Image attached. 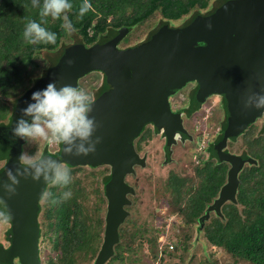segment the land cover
Listing matches in <instances>:
<instances>
[{
    "label": "trees",
    "instance_id": "obj_1",
    "mask_svg": "<svg viewBox=\"0 0 264 264\" xmlns=\"http://www.w3.org/2000/svg\"><path fill=\"white\" fill-rule=\"evenodd\" d=\"M229 1L232 0H90L92 8L83 19H79L77 14L82 0H72L69 17L76 31L68 34L61 28L60 19L48 16L41 21L39 8H33L31 0H0V125L10 123L21 96L45 75L56 55L65 50L79 44L94 46L123 27L127 30L123 40L122 37L119 39L118 47H137L160 27L169 28L170 21L177 23L176 27L184 26L215 12ZM30 19L41 21L46 28L56 32V43H27L23 39V30ZM99 77L100 73L95 76L85 74L78 79V87L89 92L91 99L103 91L96 90ZM258 118L236 139L228 140L234 153L251 156L252 161L244 162L238 171L239 184L234 197L224 199L215 210L210 211V206L228 182L232 165L227 160H216L213 148H210L213 158L195 163L187 156L186 161L190 165L171 164L168 173L159 176L160 179L144 172L147 183L152 185L156 182L150 197L160 205L163 215L178 214L181 218L175 232L178 238H172V244L160 241V235L166 233H160L164 230L154 227L150 217L140 216L138 200L145 192L138 182L132 183V177L141 170V165H132V170L124 177L129 190L125 194L127 201L123 208L128 213L119 224V241L115 243L114 253L106 264H155L165 253L187 261L197 250L202 252L201 261L204 264H216V251L212 246L231 255L233 263L241 259L250 264H264V121ZM151 124L145 123L140 134L133 138L138 154L147 151L149 172L153 169L151 164L166 166L170 159L168 150L172 146L177 149L175 139L170 141L165 133V142L155 134L156 128ZM55 148L40 139L29 140L24 142L22 153L43 157L57 153L59 144ZM179 159H182L180 155ZM64 166L71 170V184L60 186L49 182L44 193L51 195L45 197L43 194L39 202L41 264H44V251L40 246L42 240L47 239L51 246V251L46 254V264H87L88 261H95L104 240L108 209L105 186L111 166L108 163ZM69 188L71 198L61 199L62 192ZM88 190L94 192L95 204L106 200L104 215H100L102 205L95 207L93 212L86 208ZM152 209L151 217H154L155 207ZM160 222L165 223L164 220ZM194 224L197 234L193 231ZM136 238L139 240L137 245ZM143 241L149 244L148 251H141ZM16 264H20L18 260Z\"/></svg>",
    "mask_w": 264,
    "mask_h": 264
},
{
    "label": "water",
    "instance_id": "obj_2",
    "mask_svg": "<svg viewBox=\"0 0 264 264\" xmlns=\"http://www.w3.org/2000/svg\"><path fill=\"white\" fill-rule=\"evenodd\" d=\"M126 30L123 27L94 46L79 44L56 55L45 75L18 100L10 123L0 125V160H6L0 176L7 181V169L20 167L25 142L14 136L12 128L32 93L52 81H56L57 87L65 84L78 87V79L92 68L105 70L109 87L92 101L89 113L100 125L94 134L102 138L96 151L87 156H71L60 144L59 156H43L73 165L112 166L105 186L108 209L104 240L93 264H105L113 255L114 245L119 241V224L128 213L123 208L129 190L124 177L134 162H141L133 138L147 122L156 129L168 124L169 139L176 128L182 130L180 115L172 111L169 102L174 88L197 81L192 109L210 92L227 90L226 103L237 114L227 120L213 145L214 155L232 165L228 182L213 204L215 208L224 199L234 197L239 184L238 171L252 159L222 148L264 113V108L244 107L251 92L264 91V0H232L184 26L173 29L162 26L137 47L120 48L118 41ZM19 180L17 192L12 196L5 195L0 186V212L8 214L11 241L9 249L0 246V263L14 264L18 260L20 264H41L39 202L49 182L34 181L31 177Z\"/></svg>",
    "mask_w": 264,
    "mask_h": 264
},
{
    "label": "clouds",
    "instance_id": "obj_3",
    "mask_svg": "<svg viewBox=\"0 0 264 264\" xmlns=\"http://www.w3.org/2000/svg\"><path fill=\"white\" fill-rule=\"evenodd\" d=\"M31 5L39 8L41 21L51 16L62 20L61 28L68 34L76 31L69 17V11L73 8L72 0H31ZM91 8L90 0H82L78 18L83 19ZM41 21L28 20L23 30V39L29 44H55L57 33L46 28ZM208 27H212L210 22ZM97 96L91 99V94L83 88L71 84L57 87L56 81H52L44 89L32 93L30 102L21 109L22 115L16 120L12 132L15 137L25 141L43 139L48 144H59V147L62 144L65 153L71 156H87L96 151V145L102 139L94 136L100 125L94 116L89 115L92 101ZM244 107L264 108V91L251 92L244 100ZM19 165L15 170L7 169V181L0 176V186L7 196L16 194L21 177H31L34 181L43 180L60 186H67L72 182L71 170L50 157L23 152L19 157ZM44 195L48 197L51 194L46 192ZM71 196L69 188L62 192L60 198L66 200ZM0 217L7 220L8 214L0 212Z\"/></svg>",
    "mask_w": 264,
    "mask_h": 264
},
{
    "label": "rangeland",
    "instance_id": "obj_4",
    "mask_svg": "<svg viewBox=\"0 0 264 264\" xmlns=\"http://www.w3.org/2000/svg\"><path fill=\"white\" fill-rule=\"evenodd\" d=\"M169 28L173 29L176 28V24L174 21H170L169 22ZM121 40H123V35ZM100 73V77H99V82L97 84H99L98 89L94 88L93 92L96 90H106L109 87V83H107V77L105 74V70L101 67H94L92 68L90 71H88V73H86V75L90 74V75H94ZM180 88H174L171 95L169 96V102L172 108V111H174L175 113L179 114L181 122L183 124V129H177L174 132V136H178L180 141L184 144V145H188L187 148H178L177 149V154L180 155L183 159H187L188 157H191L192 155V149L193 147L191 145H193L194 142V128H193V121H194V117L199 114L200 112L204 111L207 107H209V111H211L212 109L215 110V107H213V105H216L218 102H216V100L219 99V97H222L224 101H222L221 103H219L220 108H221V113L219 114V116L223 119V120H228L232 117H235L237 114L236 112L230 111V107L227 105L226 103V98L224 96V94L227 95V90H214L212 92H210L209 94H207L204 98V100L201 102V104L195 108L192 109V103H193V99H194V95L193 93H185L184 96L185 98H183L182 94H177V91ZM186 89V84L185 86H183L181 88V90ZM174 95H176L175 97H173ZM213 99V100H211ZM209 113V112H208ZM261 122L264 121V113L262 116H260L258 118ZM210 126H208L209 128ZM225 127V126H224ZM167 124L163 125L161 127V131H163L164 133L167 132ZM203 139H207L203 138ZM43 142H45L43 139H40ZM177 142V141H174ZM203 146V143H201ZM49 146L56 150L55 146L56 144H49ZM225 148L228 149V143L226 146H224L222 149L226 150ZM197 150V149H196ZM61 149H59V151L57 153H49L53 156H59ZM198 152H201V148H198ZM197 152V153H198ZM205 156L207 155L206 152L203 153ZM151 158H153L150 155ZM178 157V162L180 163L181 159H179ZM197 159H200V156L196 157ZM195 158V159H196ZM147 159L149 160V156H147ZM63 165L66 162V160L60 161ZM6 163V160H0V167L4 166ZM87 163V162H86ZM179 163L177 165H179ZM174 164V163H171ZM169 164V165H171ZM89 165V164H87ZM133 166L136 165V162H134L132 164ZM146 165V166H145ZM152 165V166H151ZM150 166L153 168L151 172H149L148 170V166L147 164H141V170L137 172L136 175H134V177H132V183H137L141 185L142 189H144V194L142 195V199L138 200V205L140 206V216L142 218L145 217H150L151 220V224L154 225V227H158L159 229H163L164 231H161L160 233L164 232L166 233V235H160V241L168 244H172V238H178V235L175 234V232L178 231L179 228V223H181V218L180 216H178V214H172V215H168V214H164V211L162 210V208L160 207L159 204H157L155 202V199L153 200L152 197H150V191L151 189L155 188L156 182H153L152 185H150V183H147L146 179L144 180V172L147 171L148 173H152V177L156 176L157 179L159 178V176L161 175H165L168 173V169H169V165L166 166H161L159 167L156 163L155 164H151ZM187 170L190 171V173H192L191 168L187 167ZM160 179V178H159ZM104 188V187H103ZM87 199H88V206L86 207L87 209H92L91 211L93 212V210L95 209V207H98L99 205H102L103 210L100 211V215H104L105 213V207H106V200H102V203L99 202L97 204L96 203V196L94 194V192L89 191L88 190V194H87ZM94 205V206H93ZM93 207V208H92ZM155 207V214L154 217H151V213H153V209ZM210 211L215 210V206H211ZM160 220H164L165 223L160 222ZM196 228V224L193 225V231L197 234V232L195 231ZM10 222L0 218V246L3 249H9V247L11 246V241H10ZM159 233V234H160ZM137 239V238H136ZM41 240V239H40ZM48 240L45 239L44 241H41V248L43 249L44 253H43V262L44 264L47 263V256L46 254L49 253L51 250V246L50 244L47 242ZM139 242V240L137 239L135 242V245H137V243ZM142 248L141 251H148V247L149 244L146 243V241H143V243L141 244ZM211 248V247H210ZM213 251H216L215 253V257L217 259V263L216 264H250L249 262H246L244 260H239L236 263L234 262V258L229 255V254H224L223 252H221L220 250L216 249L215 246H212ZM184 255H187L185 251L182 252ZM127 254V253H126ZM203 254L201 251L197 250L194 255L192 256L191 259L188 258L187 261H181L180 258H178L177 256H171V254L169 253H165L162 258L160 259V261H157V263L155 264H204L201 261ZM94 260L88 261L87 264H93ZM0 264H4V263H0ZM14 264H16L14 262ZM86 264V262L84 263ZM106 264V263H105Z\"/></svg>",
    "mask_w": 264,
    "mask_h": 264
},
{
    "label": "flooded vegetation",
    "instance_id": "obj_5",
    "mask_svg": "<svg viewBox=\"0 0 264 264\" xmlns=\"http://www.w3.org/2000/svg\"><path fill=\"white\" fill-rule=\"evenodd\" d=\"M198 83L196 80H191L189 82L186 83V89L181 90V88L177 91V94H182L183 98H185L184 94L189 92V93H193L194 90L196 89ZM185 86V85H184ZM176 95H174L173 97H175ZM186 99V98H185ZM213 100V99H211ZM223 100L222 97H219L218 100H216V102H218L216 105H213V107H215V110H211L209 111V107H207L204 111L200 112L199 114H197L194 117V121H193V130H194V142L193 145H191L193 147L192 149V155H191V159L195 162V163H200L202 161H205L207 159L213 158L214 156L211 155L212 150H210V148H213V145L217 142V140L219 139V137L222 134L223 128L226 125L227 121L223 120L219 114L221 113V108H220V104ZM209 112V113H208ZM210 121H212V124L209 125ZM152 127L154 124H151ZM208 126H210L208 128ZM156 128V127H155ZM183 128V127H182ZM167 129L168 128V124H167ZM177 130V128H176ZM175 130V131H176ZM168 131V130H167ZM167 133V132H166ZM155 134L158 135L159 137L163 138L165 140V142L167 141V137L164 136L165 133L163 131H161V129H156ZM207 139H203L206 138ZM169 138V137H168ZM173 139H175L176 145L175 147L180 148H187L188 145H184L178 136H174V132H173V137L171 139H169L170 141H172ZM230 141H228V149L225 148L226 150L233 152L232 149L230 148ZM203 143V146L202 144ZM163 148L164 145H163ZM198 148H201V152H198ZM166 149V148H165ZM177 149L174 148V146H172L168 151L170 154V159L167 161V165L174 163L173 166H178L177 164L179 163L178 157L179 156L177 154ZM197 149V150H196ZM147 152V151H146ZM146 152L143 153H139V157H140V161L141 162H136V165H141V164H145L147 163V154ZM198 152V153H197ZM206 152L207 155L205 156L203 153ZM142 156V157H141ZM200 156V158L202 159H197L196 157ZM166 158V156H165ZM196 158V159H195ZM214 158L217 159V157L215 156ZM109 164V163H108ZM180 165H184V166H188L190 165L186 159H181ZM111 166V164H109ZM112 169V166H111Z\"/></svg>",
    "mask_w": 264,
    "mask_h": 264
}]
</instances>
